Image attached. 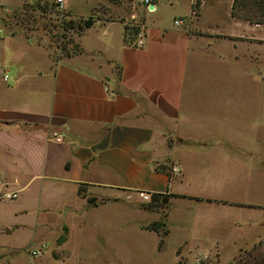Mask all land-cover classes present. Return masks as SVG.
I'll list each match as a JSON object with an SVG mask.
<instances>
[{
  "label": "crops",
  "instance_id": "0c3cea01",
  "mask_svg": "<svg viewBox=\"0 0 264 264\" xmlns=\"http://www.w3.org/2000/svg\"><path fill=\"white\" fill-rule=\"evenodd\" d=\"M150 1L152 12L138 0H103L104 18L77 37L79 54L56 62L46 56L45 65L26 72L14 68L9 84L0 77V180L19 196L12 202L14 220L31 216L5 233L61 228L29 264H107L91 252L68 250V223H79L84 239L105 213L122 209L146 214L136 227L147 231L162 208L143 210L139 193L197 199L167 198L164 229L181 232L179 243H186L187 232L211 239L231 224L221 215L211 218V204L226 202L184 195L176 186L186 180L182 157L230 152V127L245 128L251 144L263 143L264 25L233 17V0ZM124 4L143 10L132 41L141 40V47L122 42L119 21L137 19ZM88 34L92 42L85 45ZM232 78L238 88L225 87ZM53 132L62 134L61 143L50 140ZM157 168L170 169V177ZM180 203L204 204L206 215L175 220ZM112 219L106 220L110 228ZM195 244L191 251L201 247Z\"/></svg>",
  "mask_w": 264,
  "mask_h": 264
},
{
  "label": "rangeland",
  "instance_id": "374dc122",
  "mask_svg": "<svg viewBox=\"0 0 264 264\" xmlns=\"http://www.w3.org/2000/svg\"><path fill=\"white\" fill-rule=\"evenodd\" d=\"M101 4L103 0H62L64 8L59 10L54 0H0V77L6 75L9 84L14 68L26 72L45 65L46 56L56 62L77 53V31L64 28L63 24L69 19L76 22L88 16L103 19ZM130 7L124 4V9L136 14L137 19L127 24L135 26L141 21L143 10ZM91 42L90 34L83 38V44ZM261 49L264 73V47ZM225 87L238 88L239 83L232 78ZM243 130L246 131L240 126L230 127L235 144L227 148L229 153L223 154L215 148L211 154L202 151L182 157L186 180L176 190L184 195L211 196L213 200L226 202L224 207L211 204V218L221 215L231 221L230 225H223L221 235L211 232L209 239L187 232L184 244L179 243L183 239L181 232L174 230L168 234L166 228L160 244L161 239L155 233L136 227L146 221V214L119 209L105 213L101 218L104 223L87 230L84 239L79 223L70 221L68 250L74 255L91 252L109 260L107 264H264V141L251 144L245 140ZM18 200L19 196L14 201H0V264H29L27 251L49 245L61 229L51 227L45 231L26 227L7 235L9 224L16 220L27 224L31 219L30 215L16 220L11 216L12 202ZM154 206L162 207L158 211L159 221L163 222L167 203L157 201ZM175 207L174 219L185 218L189 222L206 215L207 209L206 205L197 203H180ZM60 217L66 222V215ZM108 219L113 220L111 228L106 224ZM196 240L201 242V247L191 251ZM12 248L17 250L10 253ZM43 255L47 256V251Z\"/></svg>",
  "mask_w": 264,
  "mask_h": 264
},
{
  "label": "trees",
  "instance_id": "16d2710c",
  "mask_svg": "<svg viewBox=\"0 0 264 264\" xmlns=\"http://www.w3.org/2000/svg\"><path fill=\"white\" fill-rule=\"evenodd\" d=\"M105 1L113 5H119L121 3H130L132 0H105ZM42 8L43 7H40V9ZM231 15L233 17L246 20L252 24L264 25V0H233ZM67 17H69L68 14H67ZM98 20H100V18L98 19L92 16H88L85 19H78V21L76 22L69 19L68 21H66L65 24H63V27L69 30H76L78 36H80L84 30L91 27L93 23H95ZM119 22L123 23L122 42L125 46H130L133 39L138 33V28L133 25H129L127 23L125 24L123 21H119ZM79 53L80 51L77 48V53L75 54H79ZM157 170H161L162 172H165L166 175L170 177V169L167 170L166 168H160V169L157 168ZM164 196L165 195H160V194L150 195L149 203L142 205L141 208L147 211H152L158 208H162L160 206H154V204L157 201H160L166 204L167 201L164 198H168V197L197 200L191 197H185V196H179V195H168V197L167 196L164 197ZM88 202L90 203L91 201L89 200ZM164 227H165L164 222L158 221V222H152L144 229L155 233L161 239L160 240V244H161L162 238L165 237L167 233Z\"/></svg>",
  "mask_w": 264,
  "mask_h": 264
},
{
  "label": "built area",
  "instance_id": "2783aa9c",
  "mask_svg": "<svg viewBox=\"0 0 264 264\" xmlns=\"http://www.w3.org/2000/svg\"><path fill=\"white\" fill-rule=\"evenodd\" d=\"M138 2L144 7V9L148 12H152L153 11V7L151 4L150 0H138ZM54 4L57 7V9H62V0H54ZM149 7H152V10H148ZM175 25H179L178 21H174ZM132 47H141L142 46V42L141 40L139 41H135L132 43L131 45ZM5 76L3 77V80H5ZM50 140L53 143L59 144L63 141V136L61 133L58 132H53L50 135ZM171 172H177L175 169H172ZM12 184H8V183H4L1 182L0 180V201L2 202H9L12 201L14 199H16L17 197V191L15 190H10ZM139 197H141L144 201H149L150 196L143 194V193H139ZM27 255H29L30 257L33 258H38L41 256V249H37V250H31V251H27Z\"/></svg>",
  "mask_w": 264,
  "mask_h": 264
},
{
  "label": "water",
  "instance_id": "95a60500",
  "mask_svg": "<svg viewBox=\"0 0 264 264\" xmlns=\"http://www.w3.org/2000/svg\"><path fill=\"white\" fill-rule=\"evenodd\" d=\"M148 10H152V7H149Z\"/></svg>",
  "mask_w": 264,
  "mask_h": 264
}]
</instances>
